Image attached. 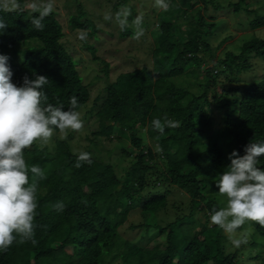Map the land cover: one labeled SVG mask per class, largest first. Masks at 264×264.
Masks as SVG:
<instances>
[{
	"label": "trees",
	"instance_id": "obj_1",
	"mask_svg": "<svg viewBox=\"0 0 264 264\" xmlns=\"http://www.w3.org/2000/svg\"><path fill=\"white\" fill-rule=\"evenodd\" d=\"M131 1L105 4L115 14L122 7L131 10L129 26L118 28L121 43L134 46L132 21L143 14L145 34L136 47L146 58L142 66L109 79L96 98L99 128L88 150L99 148L98 139H124L123 151L132 157L127 175L123 179L111 162L93 154L91 164L77 168L80 152L56 135L43 147L38 141L26 148L29 183L38 185V243L14 242L0 252V264H264V227L246 222L237 231L247 234L248 243L236 248L210 221L213 209L227 205L216 183L231 165L230 154L243 156L250 143L264 144V35L248 33L228 43L234 35L217 12L245 11L250 29L257 30L264 27V8L256 7L259 0H167L164 12L155 0H139L140 7ZM68 3L75 10L70 27L90 30L98 39L101 27L84 3ZM32 15L38 13L0 12L7 24L0 31V54L9 57L12 82L23 86L25 76L44 75L50 81L42 89L48 102L67 111L76 96L81 112L91 98L90 84L63 42L61 21L54 10L39 31ZM32 39L24 60L17 61L22 53L17 47ZM83 42L100 59L94 44ZM103 63L109 76V63ZM243 77L247 82L235 85ZM165 115L180 127L160 134L152 121ZM33 165L43 178L31 173ZM258 167L264 170V156ZM56 202L65 205L62 212L52 208ZM134 211L143 220L129 223L135 234L125 237L121 229Z\"/></svg>",
	"mask_w": 264,
	"mask_h": 264
},
{
	"label": "clouds",
	"instance_id": "obj_2",
	"mask_svg": "<svg viewBox=\"0 0 264 264\" xmlns=\"http://www.w3.org/2000/svg\"><path fill=\"white\" fill-rule=\"evenodd\" d=\"M155 7L167 12L170 4L167 0H155ZM54 8L55 0H31L23 6L18 0H0V12L38 13V16L32 15L31 23L39 31L44 30L43 21L54 12ZM130 16L131 10L127 7H122L115 14V21L121 30L129 26ZM103 18L106 21L113 19L111 14H105ZM142 24L143 14L132 21L135 30L133 38L136 40L145 34ZM6 27V22L0 19V31ZM87 36V32L78 33L81 41H86ZM8 59V56L0 54V252H7L14 242L38 243L34 224L38 185L36 181L29 183V166L24 150L38 141L41 147L46 145L55 129L59 130V138L63 140L67 138L69 130L79 132L84 127L81 113L77 110L79 104L76 96L70 98L69 110L65 111L63 105L54 106L48 102V96L42 90L50 82L46 76L39 75L34 80L25 76L23 86H17L12 82L13 73ZM152 127L163 134L166 127H180V122L165 115L163 119H154ZM262 156L264 144L260 143L247 145L243 156L234 150L230 154L231 165L216 183L219 194L227 197V205L219 210L213 209L210 221L227 234L236 248L248 243L246 233L237 236V229L246 222H255L264 227V170L258 167V160ZM82 163H92L90 153H79L75 166L79 168ZM30 171L35 176L44 177L39 166H31ZM52 208L62 212L65 205L56 202Z\"/></svg>",
	"mask_w": 264,
	"mask_h": 264
},
{
	"label": "rangeland",
	"instance_id": "obj_3",
	"mask_svg": "<svg viewBox=\"0 0 264 264\" xmlns=\"http://www.w3.org/2000/svg\"><path fill=\"white\" fill-rule=\"evenodd\" d=\"M28 3L31 0H27ZM71 1V0H70ZM69 0H55V12L58 19L61 21L65 36L63 38V42L66 43V46L72 52V55L77 60L78 68L80 73L84 79L86 84H90L91 90V98L86 106L81 110V118L84 122V127L79 132H73L69 130L67 140H69L74 148L75 152H88L90 150L91 141L97 138L93 133L98 130V118L95 115V107L98 104L96 98L100 95H103L104 87L108 80H112L116 78V76L120 72L129 71L136 66H142L144 58V52L139 51L136 47V40L134 41V46L124 40L123 43L118 41V28L119 25L115 21V11L112 9V4L108 6V0H80L86 6L89 15L97 20L98 25H102L101 30L97 31L98 39L95 37L88 35L87 41L97 48L96 53L100 59H93L92 53L87 49L86 45L83 41L78 38V33L82 30H73L70 27L69 19L71 14L73 13L74 6L70 5ZM107 1V2H106ZM136 3V6L140 7L139 0H133ZM133 1H131L133 3ZM46 2V0H45ZM105 3H108L107 5ZM151 3V1H150ZM264 8V0H259L256 4V7ZM112 12V20L104 21L105 14H111ZM245 12V11H244ZM243 11L234 13L232 10H223L218 11L217 14L219 17H222L226 20L227 27L234 35V37L228 41V43H239L240 39L244 37H248V33H257L260 36L264 35V27L253 30L250 29L248 25V20L246 19V15ZM90 30H86L84 32H89ZM108 32H113L114 35H110ZM35 39L25 41L22 45L17 47V49L22 48V53L17 58V61H23L25 56V49L33 42ZM133 46L128 48V46ZM126 58V59H125ZM130 58V59H128ZM106 61L109 63V76L106 75L104 70V63ZM260 68V67H259ZM258 68L254 71H257ZM261 70V68H260ZM263 72V71H262ZM247 80L249 78H246ZM244 77L240 81H235V85L241 84L243 81L247 82ZM93 109V110H92ZM219 124L221 123L222 112L218 111L217 114ZM117 132V131H116ZM54 135L58 138L60 136L59 131H54ZM116 135V133L114 134ZM114 137L113 140H104L98 139L99 148L96 151L90 153L100 157L101 159L111 162L119 176L123 177V179L127 175V170L131 164L132 157L128 156L122 148V141L124 139ZM101 138V137H99ZM60 139V138H59ZM126 139V137H125ZM50 142V141H49ZM126 142V141H125ZM148 142V140H147ZM162 190V186H158L156 191ZM143 220V217L139 211H134L130 215L129 221L125 226L122 227L121 232L125 237H133L135 232L128 229V225L131 222L139 223ZM240 233H244V231H237V236Z\"/></svg>",
	"mask_w": 264,
	"mask_h": 264
}]
</instances>
